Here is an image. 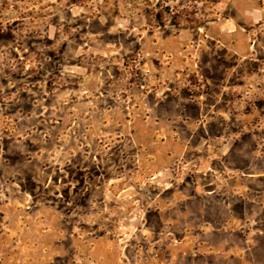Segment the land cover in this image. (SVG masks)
Here are the masks:
<instances>
[{
	"label": "rangeland",
	"instance_id": "1",
	"mask_svg": "<svg viewBox=\"0 0 264 264\" xmlns=\"http://www.w3.org/2000/svg\"><path fill=\"white\" fill-rule=\"evenodd\" d=\"M216 2L0 0V264H264V0Z\"/></svg>",
	"mask_w": 264,
	"mask_h": 264
},
{
	"label": "crops",
	"instance_id": "2",
	"mask_svg": "<svg viewBox=\"0 0 264 264\" xmlns=\"http://www.w3.org/2000/svg\"><path fill=\"white\" fill-rule=\"evenodd\" d=\"M224 2L225 4V10H226V12L227 13H229L230 14V12L232 13L233 11H235V9H236V6H237V8H238V5H236V3H237V0H217V4H220L221 2ZM238 1H242V0H238ZM252 3V2H251ZM245 3H242V6H243V8H241V9H239V11H240V13H241V15L242 14H245ZM225 12V14H227ZM244 12V13H243ZM229 19H232L230 16L228 17Z\"/></svg>",
	"mask_w": 264,
	"mask_h": 264
}]
</instances>
